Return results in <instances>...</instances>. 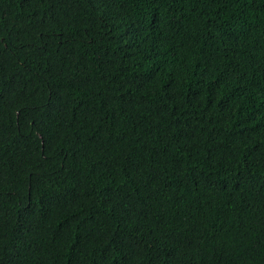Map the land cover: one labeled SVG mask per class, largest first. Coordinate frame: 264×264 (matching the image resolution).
Returning a JSON list of instances; mask_svg holds the SVG:
<instances>
[{"label": "trees", "instance_id": "trees-1", "mask_svg": "<svg viewBox=\"0 0 264 264\" xmlns=\"http://www.w3.org/2000/svg\"><path fill=\"white\" fill-rule=\"evenodd\" d=\"M0 264H264V0H0Z\"/></svg>", "mask_w": 264, "mask_h": 264}]
</instances>
